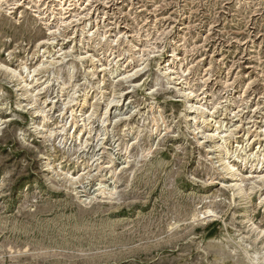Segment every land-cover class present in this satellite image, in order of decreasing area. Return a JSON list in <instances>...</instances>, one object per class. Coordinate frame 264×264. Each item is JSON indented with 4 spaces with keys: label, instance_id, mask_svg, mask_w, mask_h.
Wrapping results in <instances>:
<instances>
[{
    "label": "rangeland",
    "instance_id": "obj_1",
    "mask_svg": "<svg viewBox=\"0 0 264 264\" xmlns=\"http://www.w3.org/2000/svg\"><path fill=\"white\" fill-rule=\"evenodd\" d=\"M263 177L264 0H0V264H264Z\"/></svg>",
    "mask_w": 264,
    "mask_h": 264
},
{
    "label": "bare ground",
    "instance_id": "obj_2",
    "mask_svg": "<svg viewBox=\"0 0 264 264\" xmlns=\"http://www.w3.org/2000/svg\"><path fill=\"white\" fill-rule=\"evenodd\" d=\"M12 73L14 74V76H15V74H17V76H18V78L20 77V75L16 72V71H12ZM12 74V75H13ZM17 76H15V77H17ZM64 86V85H63ZM27 88V87H26ZM25 90V89H24ZM27 90H25L24 92H25V94H29L28 92H26ZM29 96V95H28ZM70 101H67V104H70V103H72V101H74V100H71V98L69 99ZM111 101H113V99L111 100ZM110 101V102H111ZM88 104V100L86 99L85 101H84V103H81V104H79V107L77 108V111L82 107V110H84V107L86 106ZM112 103H110V105H111ZM72 111V113L75 111V110H71ZM39 113V112H38ZM93 113V112H92ZM106 114V113H105ZM90 115V114H89ZM157 116V115H156ZM83 117V116H82ZM89 117V116H88ZM90 118V117H89ZM89 120V119H88ZM105 120V119H104ZM78 122L79 121H76V122H74V126L76 127V126H78ZM155 127V126H154ZM47 131V130H46ZM45 131V132H46ZM47 132H50L51 134H52V132L50 131V130H48ZM47 134V133H46ZM222 148V147H221ZM223 150V149H222ZM223 152V151H222ZM227 171L231 174L232 173V176L233 175H237V174H234V172H236L237 170L235 169V167L234 166H231V165H229V167H228V169H227ZM68 173H66V175H67ZM68 178H70L71 179V181H74V180H76V178H74V177H71L70 175H69V177ZM234 178H236V177H234ZM264 178V177H263ZM262 178V179H263ZM238 179V178H237ZM261 179V180H262ZM238 181V180H237ZM236 187H238L237 188V191H238V194H241V196H242V194H245V191H244V189H243V187L240 185V186H238V184H237V186ZM261 191V190H260ZM105 191H104V189L103 188H100V193L101 194H103ZM236 192V191H235ZM251 192V191H250ZM246 195H247V193H246ZM237 198V197H236ZM247 198V197H246ZM263 198H261V200H262ZM263 201H264V199H263ZM260 202H262V201H260ZM259 202V203H260ZM248 222V221H247ZM259 231V230H258ZM257 231V232H258ZM216 248V247H215ZM211 250H209V252H210ZM217 251H219V250H217ZM212 252V251H211ZM215 252V251H214ZM247 253V252H246ZM246 260V259H245ZM258 261V260H257ZM263 261H264V259H263ZM259 263V262H258Z\"/></svg>",
    "mask_w": 264,
    "mask_h": 264
}]
</instances>
